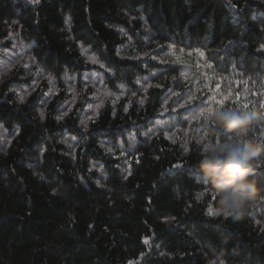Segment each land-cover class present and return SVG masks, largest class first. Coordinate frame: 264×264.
<instances>
[{
    "label": "trees",
    "instance_id": "16d2710c",
    "mask_svg": "<svg viewBox=\"0 0 264 264\" xmlns=\"http://www.w3.org/2000/svg\"><path fill=\"white\" fill-rule=\"evenodd\" d=\"M10 24L57 75L81 73L80 46L90 49L128 96L82 128L78 109L57 119L59 98L40 118L33 97L18 103L0 84V124L17 129L0 154V264H264V173L259 203L238 221L217 216L202 147L143 134L168 92L192 81L221 111H264V0H0V42ZM131 131L132 148H103ZM210 133L214 147L227 142Z\"/></svg>",
    "mask_w": 264,
    "mask_h": 264
},
{
    "label": "rangeland",
    "instance_id": "374dc122",
    "mask_svg": "<svg viewBox=\"0 0 264 264\" xmlns=\"http://www.w3.org/2000/svg\"><path fill=\"white\" fill-rule=\"evenodd\" d=\"M125 36L127 37V34ZM80 54L85 68L81 73L62 70L57 75L38 64L33 56L32 43L27 42L18 28L10 24L6 38L0 42V84L8 83L5 90L9 91L18 103L26 104L33 97L30 102L34 108L31 111H36L40 118L44 117L49 103L59 98L57 119L63 120L78 109L77 123L86 128L104 107H114L128 95L123 84L104 67L96 53L80 46ZM181 71L185 80H197V70L183 67ZM206 83L203 79L198 86L196 81H192L184 91L168 92L163 98L161 111L152 119L149 129L143 134H162L170 143L180 144L185 151L190 139L202 148L206 145L213 146L210 140V126L215 124L208 113L214 115L221 111L223 100L216 92H211ZM137 84L143 93L152 86L147 77L139 79ZM198 105L203 106L197 107ZM217 132L223 134L227 143L238 139L235 136L230 138L219 129ZM16 135L17 129L11 132L0 124V154L7 150ZM124 135V139L118 138L115 143L105 140L106 146L103 148L107 149V152L111 151V148L120 151L132 148L135 133L131 131ZM59 141L68 148L66 153L73 157L78 146L76 140L71 135L64 134Z\"/></svg>",
    "mask_w": 264,
    "mask_h": 264
},
{
    "label": "clouds",
    "instance_id": "9594fccd",
    "mask_svg": "<svg viewBox=\"0 0 264 264\" xmlns=\"http://www.w3.org/2000/svg\"><path fill=\"white\" fill-rule=\"evenodd\" d=\"M216 128L238 139L201 149L199 170L216 196V215L240 220L260 202L256 176L264 170V111H217L208 113ZM250 125L254 127H250ZM259 131V135L253 134ZM211 264H223L212 260Z\"/></svg>",
    "mask_w": 264,
    "mask_h": 264
},
{
    "label": "snow or ice",
    "instance_id": "6c2138e0",
    "mask_svg": "<svg viewBox=\"0 0 264 264\" xmlns=\"http://www.w3.org/2000/svg\"><path fill=\"white\" fill-rule=\"evenodd\" d=\"M33 2L34 3H39V0H33ZM233 7H236V5H233ZM261 51H264V49H260ZM203 105H198L197 107H202ZM261 107H264V105H262ZM190 110H193L194 111V109H190ZM261 172L262 173H264V170H261Z\"/></svg>",
    "mask_w": 264,
    "mask_h": 264
}]
</instances>
